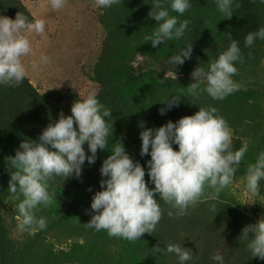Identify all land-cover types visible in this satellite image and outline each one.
<instances>
[{"label":"trees","instance_id":"1","mask_svg":"<svg viewBox=\"0 0 264 264\" xmlns=\"http://www.w3.org/2000/svg\"><path fill=\"white\" fill-rule=\"evenodd\" d=\"M151 3L152 0H121L111 8H98L97 20L104 37L90 79L97 84L98 100L112 112L113 136L112 140L109 137V150L111 143L123 138L127 153L144 166L150 157L139 155L141 122L145 127L157 128L168 121L176 122L193 115L199 107L212 105L230 125L234 147L249 143V151L239 167V174L246 173L247 166L264 151V41L257 40L246 48L244 37L264 27V4L259 0H235L233 15L227 18L217 11L213 0H191V7L178 17L181 21H190L189 31L181 40L167 41L153 48L150 42H144V36L156 27V22L148 17ZM18 12L32 20L19 0H0V14L14 19ZM229 33L239 42L244 57L243 63L235 65L238 72L233 77L239 90L219 101L212 100L204 92L198 99L181 94L179 106L161 115L159 110L165 108L161 101L179 92L187 95L186 87L193 82L191 72L200 63L206 66L218 57L230 42ZM188 42L192 46L191 59L177 66L164 63L167 56L178 53ZM137 58L145 62L139 69L132 66ZM260 73L262 78L259 79ZM76 100L70 92L39 93L27 78L19 87L0 86V203L7 197L6 193L12 195L8 190L10 175L5 157L14 155L23 140L38 142L42 131L55 122L61 112L71 115ZM84 147L87 152V145ZM173 148L177 150V146ZM109 154L107 150H98L95 163L85 162L79 179L56 177L50 180L49 191L55 199L52 205L37 211L38 216L47 220L46 229L39 232H69L67 237L80 240L79 236L88 247L87 256L110 251L109 246L116 244L118 252L113 256L116 261L104 257L101 260L109 264H124L119 259L123 251L130 253L132 264H178L177 257L164 250L169 243H182L183 247L191 249L194 255L188 264H216L211 257L218 251L224 256V264H232L237 256L242 264H247L246 260L264 264V260L251 258L246 246L239 243L242 228L254 222L238 208L227 188L215 200L210 198L212 190H206L205 198L182 217H177L175 210L160 200L162 218L152 235L145 233L140 240L127 242L110 237L105 231L88 228L86 223L92 215L90 203L93 195L101 190L99 182L104 179L99 169ZM145 180L148 181L147 174ZM212 204H215L216 213L211 210ZM169 211L173 212L172 216L168 215ZM3 233L0 223V242ZM156 247L161 251H154Z\"/></svg>","mask_w":264,"mask_h":264},{"label":"clouds","instance_id":"2","mask_svg":"<svg viewBox=\"0 0 264 264\" xmlns=\"http://www.w3.org/2000/svg\"><path fill=\"white\" fill-rule=\"evenodd\" d=\"M66 2L50 0V7L57 11L63 9ZM120 2L95 0V5L99 9H108ZM213 2L225 17L233 15L235 0ZM259 3L264 4V0ZM190 7L191 0H152L148 17L156 22V27L144 36V42H150L156 48L167 41L181 40L189 31L190 21H181L178 17ZM25 31L37 36L45 34V20L32 21L21 12L14 19L0 16V86L19 87L28 76L29 67L36 72L41 65L50 63V58L41 54L39 60L34 59L30 66L25 65L22 58L34 55ZM228 39L230 42L217 58L206 66L200 63L191 72L193 82L186 87L187 95L179 92L161 101L165 103V108L159 110L161 115L179 106L181 94L198 99L204 92L212 100L219 101L239 90L240 86L233 77L238 72L235 65L243 63L244 57L239 42L232 39L230 33ZM257 40L264 41V27L247 33L244 47L253 46ZM191 56L192 46L188 42L178 53L167 56L164 63L183 65ZM70 111L71 115L65 116L61 112L55 122L49 123L39 135L38 142L23 140L14 155L5 157L10 175L8 190L13 199L19 201L17 231L20 234H34L46 229L47 220L38 216L37 211L54 203V194L49 191L50 180L56 177L79 179L85 162L89 165L95 163L98 150H107L110 154L99 169L104 179L99 182L101 190L92 197V215L86 225L97 232L105 231L110 237L128 241L140 240L143 234L152 235L156 230L163 214L160 200L170 205L177 217H182L190 207L205 198L206 190L211 189L210 198L217 199L234 182L249 151L247 142L239 148L234 147L233 132L227 120L216 107L208 105L199 107L193 115L176 122L168 121L157 128L145 127L141 122L139 155L141 158L150 157L142 166L127 153L123 138L111 143L109 150V137L112 140L113 136L112 112L100 103L96 92L76 100ZM262 181L264 151H260L255 162L247 166V193L259 195ZM149 184L154 187L150 188ZM211 210L216 213L215 204L211 205ZM168 215L172 216L173 212L169 211ZM238 240L246 246L251 258L264 260V217L245 225ZM153 250L160 252L161 248ZM164 250L174 254L178 264L193 260V252L182 243H169ZM211 259L216 264H224V256L219 251Z\"/></svg>","mask_w":264,"mask_h":264},{"label":"rangeland","instance_id":"3","mask_svg":"<svg viewBox=\"0 0 264 264\" xmlns=\"http://www.w3.org/2000/svg\"><path fill=\"white\" fill-rule=\"evenodd\" d=\"M20 2L28 12L29 10L32 12V21L44 19L46 23L43 35L37 36L29 31L24 33L34 50L33 56L22 58L26 66H30L34 59L39 60L41 54L50 58V63L41 65L39 71L33 72L29 67L26 78L34 88L39 93L53 90L60 93L70 92L77 100L86 97L90 92H96L97 84L91 81L90 76L104 37V30L97 20L99 9L95 5V0H67L65 7L57 11L51 9L50 0ZM141 62L142 59L137 58L132 66L139 69V66L142 67L145 63ZM166 74L172 75L169 72ZM260 78L262 73L259 75ZM239 172L238 170L234 182L227 189L233 195L238 208L256 223L264 217V183L261 182L259 195L252 196L245 189L246 173ZM6 194L7 197H3L0 203V223L4 231L0 242V264H109L107 261H101L103 257L108 261H116L113 257L118 252L116 244L109 246L110 251H98L96 256H87L88 247L81 242L83 239L79 236L80 240L69 238L67 237L70 236L69 232L18 233L19 201ZM6 257L8 259H3ZM119 259L124 264H132L133 261L130 253L126 251L120 254ZM246 262L254 264V260ZM232 264H242V259L237 256L232 260Z\"/></svg>","mask_w":264,"mask_h":264},{"label":"crops","instance_id":"4","mask_svg":"<svg viewBox=\"0 0 264 264\" xmlns=\"http://www.w3.org/2000/svg\"><path fill=\"white\" fill-rule=\"evenodd\" d=\"M20 1H22V0H20ZM26 8V7H25ZM28 11V10H27ZM29 13L32 15V12L29 10Z\"/></svg>","mask_w":264,"mask_h":264}]
</instances>
